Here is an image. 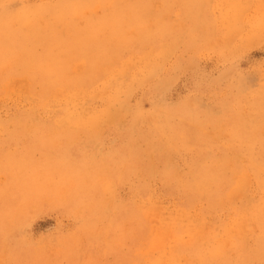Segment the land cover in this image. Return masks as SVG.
<instances>
[{
  "label": "rangeland",
  "instance_id": "374dc122",
  "mask_svg": "<svg viewBox=\"0 0 264 264\" xmlns=\"http://www.w3.org/2000/svg\"><path fill=\"white\" fill-rule=\"evenodd\" d=\"M263 15L0 0V264H264Z\"/></svg>",
  "mask_w": 264,
  "mask_h": 264
},
{
  "label": "bare ground",
  "instance_id": "6f19581e",
  "mask_svg": "<svg viewBox=\"0 0 264 264\" xmlns=\"http://www.w3.org/2000/svg\"><path fill=\"white\" fill-rule=\"evenodd\" d=\"M236 1H237V0H235V2H236ZM248 2H249V1H248ZM18 5H19V4H18ZM64 5H65V4H64ZM62 7H63V8H61V9L64 10V6H62ZM65 7H66V6H65ZM68 8H69V7H68ZM72 8H73V7H72ZM65 10H66V9H65ZM65 10H64V11H65ZM59 11H61V10H59ZM70 11H71V10H69V12H70ZM62 12H63V11H62ZM62 12H61V13H62ZM67 12H68V11L66 10V13H67ZM63 13H64V12H63ZM210 14H211V13H210ZM241 14H242V13H241ZM241 14H240V15H241ZM263 16H264V15H263ZM40 19H41V18H40ZM232 22H233V21H232ZM235 22H236V21H235ZM232 25H233V24H232ZM237 25H238V24H237ZM262 25H263V24H262ZM240 30H241V29H240ZM230 31H231V30H230ZM227 35H228V34H227ZM223 38H224V37H223ZM161 47H162V46H161ZM143 49H144V48H143ZM150 49H151V48H150ZM162 49H163V48H162ZM161 51H162V50H161ZM161 51H160V52H161ZM164 51H165V50H164ZM151 52H153V51H151ZM171 53H172V52H171ZM150 54H151V55H149V57L152 56V53H150ZM156 54H157V53H156ZM167 56H168V55H167ZM144 57H145V56H144ZM149 57H148V58H149ZM161 58H162V57H161ZM168 59H169V58H168ZM168 59H167V60H168ZM142 60H143V59H142ZM160 60H161V59H160ZM113 62H114V60H113ZM137 62H138V61H137ZM149 62H150V61H149ZM115 63H116V62H115ZM129 63H131V62H129ZM144 63H145V62H144ZM150 64H151V63H150ZM128 67H129V66H128ZM153 67H154V66H153ZM129 68H130V67H129ZM156 68H157V67H156ZM124 69H126V68H124ZM130 69H131V68H130ZM137 69H138V68H137ZM150 69H151V68H150ZM155 70H156V69H155ZM99 71H100V70H99ZM160 73H161V72H160ZM155 74H156V73H155ZM136 75H137V74H136ZM117 76H118V75H117ZM119 76H120V75H119ZM152 76H153V75H152ZM156 76H158V75H156ZM156 76L154 75V77H156ZM154 77H153V78H154ZM160 77H161V76H160ZM160 77H159V78H160ZM164 77H165V76H164ZM113 78H114V77H113ZM156 78H157V77H156ZM138 79H139V78H138ZM161 79H163V78L161 77ZM165 79H166V78H165ZM148 80H149V79H148ZM154 80H155V79H154ZM157 80H158V79H157ZM151 81H152V80H151ZM162 81H163V80H162ZM130 82H131V81H130ZM104 83H105V82H104ZM154 83H155V82H154ZM161 83H162V82H161ZM108 86H109V85H108ZM136 86H137V85H136ZM105 87H106V86H105ZM147 87H148V86H147ZM129 88H130V87H129ZM75 90H76V89H75ZM117 90H118V89H117ZM159 90H160V89H159ZM62 91H63V90H62ZM78 91H79V90H78ZM119 91H120V90H119ZM132 91H133V90H132ZM99 92H100V94H102L100 90H99ZM159 92H160V91H159ZM83 93H84V92H83ZM121 93H123V92H121ZM96 94H97V92H96ZM59 95H61V94H59ZM75 95H77V94H75ZM114 95H115V94H114ZM118 95H119V94H118ZM78 96H79V95H78ZM83 96H84V95H83ZM90 96H92V95H90ZM124 96H125V95H124ZM93 97H94V96H93ZM107 97H108V96H107ZM66 98H67V95H66ZM68 99H69V98H68ZM74 99H75V98H74ZM78 99H79V98H78ZM121 99H122V98H121ZM116 100H118V99H116ZM64 101H65V100H64ZM73 101H74V100H73ZM119 101H120V100H119ZM125 101H127V100H125ZM105 105H106V104H105ZM113 109H114V108H113ZM107 110H108V109H107ZM99 111H100V110H99ZM104 111H105V110H104ZM106 112H107V111H106ZM78 113H79V112H78ZM71 116H72V115H71ZM104 116H105V115H104ZM114 116H115V115H114ZM67 117H68V116H67ZM89 117H90V116H89ZM105 117H106V116H105ZM90 118H91V117H90ZM88 119H89V118H88ZM103 119H105V118H103ZM106 119H107V118H106ZM109 119H110V118H109ZM109 119H108V120H109ZM69 120H70V119H69ZM72 120H73V119H72ZM90 120H91V119H90ZM92 120H93V119H92ZM92 120H91V121H92ZM95 120H96V119H95ZM93 121H94V120H93ZM75 122H76V121H75ZM77 122L79 123V121H77ZM82 122H83V121H82ZM86 122H87V121H86ZM67 123H68V122H67ZM73 123H74V122H73ZM91 123H92V122H91ZM97 124H99V122H98ZM82 125H84V124H82ZM82 125H81V126H82ZM81 126H80V127H81ZM34 127H35V126H34ZM78 127H79V126H78ZM90 128H91V127H90ZM57 129H58V128H57ZM96 129H97V128H96ZM97 130H98V129H97ZM83 132H84V131H83ZM88 132H90V131H88ZM85 136H86V135H85ZM92 136H93V135H92ZM246 181H247V180H246ZM240 182H241V181H240ZM244 182H245V181H244ZM246 184H247V183H246ZM243 185H244V184H243ZM244 187H245V186H244ZM247 187H248V186H247ZM235 188H236V187H235ZM232 191H233V190H232ZM227 195H228V194H227ZM231 195H232V197H233V195H234L233 192L231 193ZM236 196L238 197V195H236ZM137 197H138V196H137ZM227 198H228V197H227ZM222 200H223V199H222ZM235 201H236V200H235ZM145 202H146V201H145ZM213 203H214V202H213ZM66 204H67V203H66ZM216 204H217V203H216ZM150 213H151V212H150ZM150 213H149V216L151 215ZM138 214H139V213H138ZM138 214H137V215H138ZM141 215H142V214H141ZM149 216H148V217H149ZM152 216H153V215H152ZM157 216H158V215H157ZM160 216H161V215H160ZM190 216H191V215H190ZM129 217H130V216H129ZM141 217H142V216H141ZM141 217H139V218L141 219ZM155 217H156V216H155ZM163 217H164V216H163ZM176 217H177V216H176ZM188 217H189V216H188ZM193 217H194V216H193ZM137 218H138V217H137ZM143 218H145V217L143 216ZM177 218H179V217H177ZM183 218H184V217H183ZM191 218H192V217H191ZM138 220H139V219H138ZM165 220H167V218H166ZM178 220H179V219H178ZM186 220H187V219H186ZM195 220H196V219H195ZM199 220H200V219H199ZM147 221H148V220H147ZM169 221H170V220H169ZM175 221H176V220H175ZM175 221H174V222H175ZM188 221H189V220H188ZM236 221H237V220H236ZM236 221H235V222H236ZM200 222H201V221H200ZM243 222H245V220H244ZM139 223H140V222H139ZM181 223H182V222H181ZM185 223H186V222H185ZM209 223H210V222H209ZM140 224H141V223H140ZM167 224H168V223H167ZM129 225H130V224H129ZM147 225H148V223H147ZM152 225H153V224H152ZM168 225H169V224H168ZM168 225H167V226H168ZM205 225H206V224H205ZM228 225H229V224H228ZM244 225H245V224H244ZM244 225H243V226H244ZM139 226H140V225H139ZM144 226H145V225H144ZM161 226H162V225H161ZM164 226H165V225H164ZM167 226L164 227V229H165L166 231H167ZM208 226H209V225H208ZM229 226H230V225H229ZM154 227H155V226H154ZM157 227L160 228V226H157V225H156V228H155L156 230H155V231H158L159 228H157ZM183 227H184V226H183ZM230 227H231V226H230ZM230 227H229V228H230ZM148 228H149V227H148ZM150 228H151V227H150ZM179 228H180V227H179ZM199 228H200V227H199ZM211 228H212V227H211ZM240 228H241V227H240ZM162 229H163V228H161V230H162ZM204 229H205V228H204ZM238 229H239V228H238ZM159 230H160V229H159ZM179 230H180V229H179ZM205 230H206V229H205ZM242 230H243V229H242ZM155 231L153 230V232H155ZM163 231H164V230H163ZM181 231H182V229H181ZM237 231H238V230H237ZM254 231H255V229H254ZM153 232H152V233H153ZM184 232H185V231H184ZM206 232H207V231H206ZM242 232H244V230H243ZM149 233H150V232H149ZM160 233H162V232H160ZM181 233H182V232H181ZM224 233H225V232H224ZM236 233H237V232H236ZM238 233H239V232H238ZM165 234H167V233H165ZM204 234H205V233H204ZM206 234H207V233H206ZM206 234H205V235H206ZM255 234H256V233H255ZM196 235H197V234H196ZM202 235H203V234H202ZM205 235H204V236H205ZM239 235H240V234H239ZM241 235H242V234H241ZM132 236H133V235H132ZM132 236H131V237H132ZM157 236L159 237V233L157 234ZM166 236H167V235H166ZM155 237H156V236H155ZM163 237H164V235L161 234V235H160V238L162 239V241L160 240V244H161V243L164 244V242H163ZM167 237H168V236H167ZM181 237H182V235H181ZM184 237H185V236H184ZM194 237H195V236H194ZM230 237H231V236H230ZM233 237H234V236H233ZM235 237H237V235H235ZM241 237H243V235H242ZM241 237H240V238H241ZM244 237H245V235H244ZM128 238H129V237H128ZM132 238H134V236H133ZM152 238H153V237H152ZM201 238L203 239L202 236H201ZM204 238H205V237H204ZM220 238H221V237H220ZM223 238H224V237H223ZM240 238H239V239H240ZM251 239H252V238H251ZM124 240H125V239H124ZM174 240H175V239H174ZM176 240H177V239H176ZM176 240H175V241H176ZM203 240H204V239H203ZM203 240H202V241H203ZM220 240H221V239H220ZM121 241H122V240H121ZM136 241H137V240H136ZM150 241H151V240H150ZM152 241H153V240H152ZM152 241H151V242H152ZM166 241H167V240H166ZM227 241H228V240H227ZM186 242H187V241H186ZM191 242H192V241H191ZM218 242H219V241H218ZM149 243H150V242H149ZM154 243H155V240H154ZM157 243H159V242H157ZM166 243H167V242H166ZM173 243H174V242H173ZM232 243H234V242L232 241ZM246 243H247V241H246ZM171 244H172V243H171ZM196 244H198V243H196ZM216 244H217V243H216ZM229 244H230V243H229ZM250 244H251V243H250ZM144 245H146V244H144ZM220 245H221V244H220ZM142 246H143V244H142ZM149 246H150V245H149ZM160 246H161V245H159V247H160ZM227 246H228V245H227ZM227 246H226V247H227ZM144 247H145V246H144ZM144 247H143V248H144ZM229 247H230V245H229ZM139 248H140V247H139ZM160 248H161V247H160ZM166 248H167V247H166ZM169 248H170V247H169ZM172 248H174V247H172ZM175 248H176V247H175ZM201 248H202V247H201ZM129 249H130V248H129ZM217 249H218V248H217ZM231 249H233V246L231 247ZM136 250H137V249H136ZM156 250H157V248H156ZM172 250H173V249H172ZM175 250H176V249H175ZM235 250H236V249H235ZM145 251H146V250H145ZM169 251H170V250H169ZM180 251H181V250H180ZM180 251H179V252H180ZM233 251H234V250H233ZM155 252H157V251H155ZM175 252H176V251H175ZM201 252H202V250H201ZM212 252H213V251H212ZM223 252H224V251H223ZM151 253H152V252H151ZM159 253H160V252H159ZM173 253H174V252H173ZM221 253H222V250H221ZM238 253H239V252H237V254H238ZM216 254H217V253H216ZM219 254H220V253H219ZM151 255H152V254H151ZM154 255H155V254H154ZM170 255H171V254H170ZM223 255H224V254H223ZM148 256H149V255H148ZM171 256H172V255H171ZM208 256H209V255H208ZM219 256H220V255H219ZM140 257H141V256H140ZM179 257H180V255H179ZM182 257H183V256H182ZM195 257H196V256H195ZM213 257H214V256H213ZM169 258H170V257H169ZM199 258H200V257H199ZM204 258H206V257H204ZM236 258H237V257H236ZM145 259H146V258H145ZM164 259H165V258H164ZM171 259H172V258H171ZM176 259H177V258H176ZM184 259H185V258H184ZM184 259H183V260H184ZM198 260H199V259H198ZM201 260H202V259H201ZM209 260H210V259H209ZM254 260H255V259H254ZM126 261H127V260H126ZM141 261H142V259H141ZM144 261H145V260H144ZM162 261H163V260H162ZM199 261H200V260H199ZM204 261H205V260H204ZM139 262H140V259H139L138 263H139ZM145 262H146V261H145ZM188 262H190V260H188ZM195 262H196V260H195ZM195 262H194V263H195ZM202 262H203V261H202ZM202 262H201V263H202ZM208 262H209V261H208ZM150 263H151V262H150ZM176 263H177V262H176ZM192 263H193V262H192ZM123 264H124V263H123ZM129 264H130V263H129ZM139 264H140V263H139ZM145 264H146V263H145ZM147 264H148V263H147Z\"/></svg>",
  "mask_w": 264,
  "mask_h": 264
}]
</instances>
